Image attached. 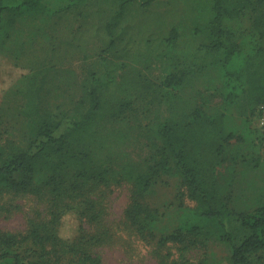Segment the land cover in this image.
Returning <instances> with one entry per match:
<instances>
[{
  "label": "trees",
  "instance_id": "trees-1",
  "mask_svg": "<svg viewBox=\"0 0 264 264\" xmlns=\"http://www.w3.org/2000/svg\"><path fill=\"white\" fill-rule=\"evenodd\" d=\"M68 1V10L102 1L118 4L106 25L112 35L132 0ZM197 1L200 11L195 30L203 31L201 21L206 20L204 32L209 43L205 46L220 58L230 88L222 107L211 114L197 109L182 122L156 118L146 132L148 158L142 163L130 160L116 165L95 159L92 120L103 106L96 89L88 91L91 105L82 116L58 123L45 98L38 92L31 96L28 91L19 111L32 126L29 140L21 142L10 136L12 131H0V209L13 207L8 202L15 197L33 196L44 201L46 210L31 218L25 231L0 229V263L103 264L99 249L113 243L119 230L127 229L153 247L158 264H184V253L205 245L211 229L219 240L233 243L226 225L232 215L251 233L234 246L230 264H253L252 255L264 250V209L255 213L234 210L233 180L223 185L219 172L229 163L237 164L230 150L234 140L242 139L226 126L228 109L239 104L243 112L252 106L255 113L264 106V0ZM43 2L0 0V30H6L12 39L15 36L18 45L13 55L38 52L36 46L53 36L48 28L53 16ZM247 15L252 22L250 41L236 38L224 27L225 21ZM28 23L27 30L16 27ZM167 81L169 86H179L181 78L172 75ZM85 134L91 144L86 143ZM258 138L257 134L254 141ZM163 173L179 177L185 189L178 205L179 226L169 234L159 207L150 202ZM122 183L130 185L131 196L117 230L107 222V202L110 189ZM187 199L193 205L187 204ZM69 215L76 216L80 225L75 236L63 237L64 220Z\"/></svg>",
  "mask_w": 264,
  "mask_h": 264
},
{
  "label": "rangeland",
  "instance_id": "rangeland-1",
  "mask_svg": "<svg viewBox=\"0 0 264 264\" xmlns=\"http://www.w3.org/2000/svg\"><path fill=\"white\" fill-rule=\"evenodd\" d=\"M43 3L53 16L48 26L53 36L36 46L40 52L13 55L18 47L15 36L12 39L6 30H0V131H12L10 136L15 140L26 142L32 134V126L19 111L28 91L31 96L38 92L45 98L58 123L82 116L91 105L88 91L96 89L103 106L92 120L95 159L116 165L130 160L142 163L148 158L146 132L156 118L182 122L197 109L211 114L222 107L230 88L218 63L220 58L205 46L209 43L204 32L206 20L201 21L203 31L195 30L200 11L197 0H132L112 35L106 25L118 11V4L102 1L68 10V0ZM17 26L27 30L29 23ZM224 27L247 41L253 34L251 15L225 21ZM172 75L181 78L179 86H169L167 79ZM261 107L255 112L257 116L252 106L243 112L235 104L227 111V128L242 139L234 140L230 150L237 164L229 163L219 172L223 185L233 180L231 207L237 212L264 209ZM257 134L260 138L255 142ZM84 138L91 144L87 134ZM184 190L179 177L163 173L150 197L163 215L167 234L179 226L178 205ZM130 196L127 183L110 189L107 222L113 229L121 228ZM11 200L8 204L13 207L0 209V229L25 231L29 220L46 210L44 201L33 196ZM186 202L193 205L188 199ZM79 225L76 216H67L63 237L75 236ZM226 225L233 243L219 240L216 230L211 229L205 245L184 253V264H230L234 246L251 232L235 215L227 218ZM171 252L177 257L176 249ZM99 253L103 264H158L153 247L127 229L119 230L113 243ZM251 259L253 264H264V250Z\"/></svg>",
  "mask_w": 264,
  "mask_h": 264
},
{
  "label": "built area",
  "instance_id": "built-area-1",
  "mask_svg": "<svg viewBox=\"0 0 264 264\" xmlns=\"http://www.w3.org/2000/svg\"><path fill=\"white\" fill-rule=\"evenodd\" d=\"M260 126L264 129V106L261 107V115L259 117ZM264 139V133H263Z\"/></svg>",
  "mask_w": 264,
  "mask_h": 264
}]
</instances>
